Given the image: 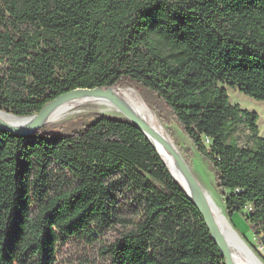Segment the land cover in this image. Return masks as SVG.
I'll use <instances>...</instances> for the list:
<instances>
[{"label": "trees", "instance_id": "obj_1", "mask_svg": "<svg viewBox=\"0 0 264 264\" xmlns=\"http://www.w3.org/2000/svg\"><path fill=\"white\" fill-rule=\"evenodd\" d=\"M221 84L264 101V0H0V110L31 116L75 89L135 87L264 247L260 116ZM95 116L70 131L0 129V264H55L60 238L117 226L109 264H226L144 131Z\"/></svg>", "mask_w": 264, "mask_h": 264}, {"label": "rangeland", "instance_id": "obj_2", "mask_svg": "<svg viewBox=\"0 0 264 264\" xmlns=\"http://www.w3.org/2000/svg\"><path fill=\"white\" fill-rule=\"evenodd\" d=\"M221 85L225 86L228 89V94L230 96V101L232 104H238L243 109H248L249 111L257 112L259 114L260 134L262 137H264V101L256 100L242 93L238 88H233L225 84H221ZM152 99L154 101V104L162 107L157 100H155L154 98ZM149 106L156 113L153 104H149ZM101 107L103 106H96L92 103L90 104L86 103L85 105L83 104L82 106L75 108L68 115L62 116L59 121L49 124H44V126H47L55 130L70 131L72 129H80V127L83 126L84 124L86 123L89 124L92 121H94V119L96 118L95 116L96 114L109 115L103 113L100 110ZM164 113L166 114L167 120L170 124L171 131L173 132V135L176 139V141H174L173 139L172 140L178 147L183 157L185 158L186 163L189 166V169L192 172L194 178L198 183L203 184L212 192V194L222 204L224 211L229 218V214L224 204V199L215 184V171L213 167L195 149L192 141L178 127L177 123L172 119V117L167 112ZM156 115L159 117L157 113ZM110 116H114V115H110ZM115 117H124V116H115ZM160 121L162 122L161 119ZM164 127L166 128L167 132L170 135L169 128L166 127V125H164ZM118 205L119 208H123L122 210L124 211L127 210L125 208L126 207L125 200L119 198ZM247 213H248L247 209H245L244 214ZM231 223L234 225V228H236V230L244 238L245 242L249 244L252 250L256 254H257L256 251H258V253L262 257H264V247L258 243L257 239L255 238L252 226L250 225V223L246 221L245 216L240 212H236L233 214ZM121 231L122 229L119 226H117V227L106 228L102 231H97L98 237L89 236L86 239H78L75 237L60 238L57 245L55 264H109L110 262L109 256L103 254L102 250L104 247L110 246L119 236ZM262 257L259 256V258L263 260L264 258Z\"/></svg>", "mask_w": 264, "mask_h": 264}, {"label": "bare ground", "instance_id": "obj_3", "mask_svg": "<svg viewBox=\"0 0 264 264\" xmlns=\"http://www.w3.org/2000/svg\"><path fill=\"white\" fill-rule=\"evenodd\" d=\"M86 103L103 106L100 108L103 113L114 116L125 117L124 109L130 110L146 123L155 132L156 135H151V137L172 174L185 188L190 198L195 202H202L205 210L213 215L221 238L226 240L230 248L234 263L264 264V261L259 258L250 246L245 244V240L234 230V225L230 222L222 204L212 192L201 183L196 186L188 176L176 156H180L186 162L185 158L173 142L159 117L134 87L120 86L111 88L108 93H79L75 96L64 98L42 118V125L57 122L62 116L68 115L72 110ZM0 119L13 125L26 126L33 121L34 117L22 118L0 111Z\"/></svg>", "mask_w": 264, "mask_h": 264}, {"label": "water", "instance_id": "obj_4", "mask_svg": "<svg viewBox=\"0 0 264 264\" xmlns=\"http://www.w3.org/2000/svg\"><path fill=\"white\" fill-rule=\"evenodd\" d=\"M110 89H107V90L102 89V88H93V89L80 88V89H75L73 91H70V92H68V93H66V94H64V95L52 100L38 114H34V115H31V116H23L22 118L34 117L33 121L29 125L17 126V125L10 124V123L0 119V129L1 130H7V131L12 132V133L22 134V135L32 134V133H34V131L36 129H38L39 127L42 126V122H41L42 118L49 111H51L62 99L67 98L69 96H75V95H77L79 93H102V92H107L108 93L110 91ZM0 111H2V110H0ZM124 111L126 113L125 118L131 120L142 131H144L146 136L150 139V141L152 142V144L154 145V147L156 148V150L160 154L156 144L154 143V141H153V139L151 137V135H156L155 132L146 123H144L142 120H140L139 117L136 114H134L132 111L127 110V109H124ZM160 156H161V154H160ZM176 158L183 165V167L186 170L188 176L192 179L194 184L196 186H198V182L194 178V176H193L192 172L190 171L189 166L187 165V163L184 160H182V158L180 156H176ZM162 159L165 162L163 157H162ZM165 164H166V162H165ZM167 167L169 168L168 165H167ZM169 170H170V168H169ZM170 172H171V170H170ZM174 178L176 179L175 176H174ZM176 181L180 184V182L177 179H176ZM181 187L185 190V188L182 185H181ZM186 193H187V191H186ZM187 195L189 196L188 193H187ZM189 198H190V196H189ZM192 201L196 205V207L199 209V211L202 213L206 224L208 225L209 229L211 230L214 238L216 239V241H217V243H218V245H219V247H220V249H221V251H222V253H223L224 257H225V259H226V264H235L234 261H233L232 253L230 251V248L228 247V244H227L226 240L224 238H221L220 232H219V230H218V228L216 226V223H215L213 215L209 211L205 210L204 204L202 202H200V201L199 202H195L194 200H192ZM234 230L237 232V234L239 236H241V234L235 228H234ZM241 238H243V237L241 236ZM245 244L249 246L248 243L245 242Z\"/></svg>", "mask_w": 264, "mask_h": 264}]
</instances>
